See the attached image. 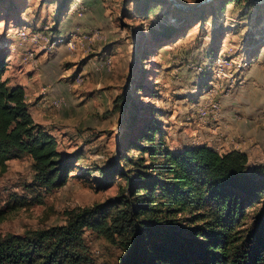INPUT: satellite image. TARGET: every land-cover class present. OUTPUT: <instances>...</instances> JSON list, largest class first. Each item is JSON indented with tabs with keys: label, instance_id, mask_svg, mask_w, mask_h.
<instances>
[{
	"label": "rangeland",
	"instance_id": "374dc122",
	"mask_svg": "<svg viewBox=\"0 0 264 264\" xmlns=\"http://www.w3.org/2000/svg\"><path fill=\"white\" fill-rule=\"evenodd\" d=\"M202 1L164 0L143 13L141 0H0L4 77L26 82L33 119L56 137L62 156L78 154L66 185L40 192L43 203L25 186L30 155L0 170V237L64 224L68 211L118 196L126 182L111 176V165L143 156L132 144L149 145L142 136L154 129L172 150L245 152L248 168L264 176V5L215 2L194 13ZM23 30L40 42L21 38ZM95 31L100 40L68 47ZM211 100L219 116L202 118ZM23 199L27 205L13 207ZM263 207H251L241 228ZM84 239L97 264L118 262L122 250L105 237L87 229Z\"/></svg>",
	"mask_w": 264,
	"mask_h": 264
},
{
	"label": "trees",
	"instance_id": "16d2710c",
	"mask_svg": "<svg viewBox=\"0 0 264 264\" xmlns=\"http://www.w3.org/2000/svg\"><path fill=\"white\" fill-rule=\"evenodd\" d=\"M162 1L141 0L143 13ZM212 1L196 5L194 13L239 0ZM7 66L0 57V170L30 155L33 180L25 186L43 203L40 192L66 185L78 154L62 156L56 137L35 123L25 86L4 77ZM150 131L142 136L149 145L131 147L143 156H124V169L115 163L108 171L126 182L118 196L68 211L64 224L1 236L0 264H97L85 243L87 229L122 250L116 264H264V207L241 228L248 210L264 203V176L248 168L247 154H222L206 144L172 150Z\"/></svg>",
	"mask_w": 264,
	"mask_h": 264
},
{
	"label": "built area",
	"instance_id": "2783aa9c",
	"mask_svg": "<svg viewBox=\"0 0 264 264\" xmlns=\"http://www.w3.org/2000/svg\"><path fill=\"white\" fill-rule=\"evenodd\" d=\"M20 35H21V38H24V39H28V37H30L31 35L27 34L26 31H21L20 32ZM96 38H98L99 40L101 39V34L98 32V31H95L93 33H90V34H84L83 36L81 37H78L77 40L71 38L67 44H68V47L71 49V50H76V49H79V48H85V46L89 43H91L90 41L92 40H95ZM31 40L35 43H39L40 42V39L38 37V34L34 33L32 36H31ZM65 39L63 38H59L58 40L56 41H53L51 44H50V49L54 48V46L59 43V42H64ZM35 54L34 52H31L30 55H29V58L32 59L34 58ZM82 82V79L80 78L79 79V83ZM62 101L61 100H55L53 102V106H55V108H60L62 106ZM202 118H208V117H213V118H216L219 116V113H220V106L218 105V103L216 102H213L212 100L210 101V104L206 107L204 106L203 108L200 109V111L198 112Z\"/></svg>",
	"mask_w": 264,
	"mask_h": 264
},
{
	"label": "water",
	"instance_id": "95a60500",
	"mask_svg": "<svg viewBox=\"0 0 264 264\" xmlns=\"http://www.w3.org/2000/svg\"><path fill=\"white\" fill-rule=\"evenodd\" d=\"M173 1V0H172ZM208 1H211V0H203L202 1V3H206V2H208ZM256 2H264V0H255ZM202 3H200V4H202Z\"/></svg>",
	"mask_w": 264,
	"mask_h": 264
},
{
	"label": "crops",
	"instance_id": "0c3cea01",
	"mask_svg": "<svg viewBox=\"0 0 264 264\" xmlns=\"http://www.w3.org/2000/svg\"><path fill=\"white\" fill-rule=\"evenodd\" d=\"M90 60H91V59H90ZM22 83H23V85H27L26 82H22ZM25 88L27 89V86H25ZM45 98H46V97H45Z\"/></svg>",
	"mask_w": 264,
	"mask_h": 264
}]
</instances>
